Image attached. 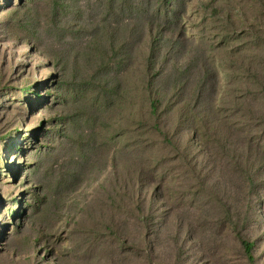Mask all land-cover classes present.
<instances>
[{
	"label": "rangeland",
	"instance_id": "rangeland-1",
	"mask_svg": "<svg viewBox=\"0 0 264 264\" xmlns=\"http://www.w3.org/2000/svg\"><path fill=\"white\" fill-rule=\"evenodd\" d=\"M0 264H264V0H0Z\"/></svg>",
	"mask_w": 264,
	"mask_h": 264
},
{
	"label": "trees",
	"instance_id": "trees-1",
	"mask_svg": "<svg viewBox=\"0 0 264 264\" xmlns=\"http://www.w3.org/2000/svg\"><path fill=\"white\" fill-rule=\"evenodd\" d=\"M148 24L150 25V27H152L154 25H156V26L157 25L162 26V25L158 24L157 19H154V18L149 19V23ZM154 38L155 37H153V35H152V40ZM146 86H147V89H149L148 92L150 93V95H151L150 98L152 99V100L150 99V102H149V105H148L149 115L159 116V112H160L159 110H160V105H161L160 99L159 98H156L155 99L152 96V93H153V85H152V83L146 84ZM159 126L160 125H159L158 121H156L155 124H154V126H153V128L156 129ZM244 246H245L246 251L248 253H250L253 245H251L250 243L244 241Z\"/></svg>",
	"mask_w": 264,
	"mask_h": 264
}]
</instances>
